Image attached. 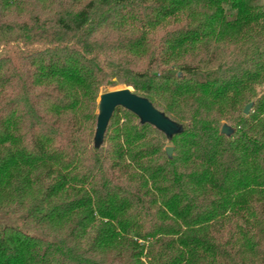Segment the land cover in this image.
I'll list each match as a JSON object with an SVG mask.
<instances>
[{
	"label": "trees",
	"instance_id": "16d2710c",
	"mask_svg": "<svg viewBox=\"0 0 264 264\" xmlns=\"http://www.w3.org/2000/svg\"><path fill=\"white\" fill-rule=\"evenodd\" d=\"M0 264H264V3L0 0Z\"/></svg>",
	"mask_w": 264,
	"mask_h": 264
},
{
	"label": "water",
	"instance_id": "95a60500",
	"mask_svg": "<svg viewBox=\"0 0 264 264\" xmlns=\"http://www.w3.org/2000/svg\"><path fill=\"white\" fill-rule=\"evenodd\" d=\"M252 103L246 104L243 114H248ZM117 107L124 108L133 113L141 124L148 123L161 131L167 140H171L174 135L183 131V126L169 117L163 112L156 109L153 104L145 97L135 94L129 87H122L115 90L103 92L98 97L97 116L95 124L94 141L98 147L103 141L104 132L112 113ZM220 133L225 136H231L234 129L227 123H222ZM165 154L171 158L173 147L166 146Z\"/></svg>",
	"mask_w": 264,
	"mask_h": 264
},
{
	"label": "rangeland",
	"instance_id": "374dc122",
	"mask_svg": "<svg viewBox=\"0 0 264 264\" xmlns=\"http://www.w3.org/2000/svg\"><path fill=\"white\" fill-rule=\"evenodd\" d=\"M260 2L261 3H264V0H260ZM122 87H125V86L124 85L117 84V85H113V86H108L105 90L106 91H110V90H115V89H119V88H122ZM128 87L132 90V88L130 86H128ZM106 91H102L101 93L106 92ZM97 103H98V98H97ZM96 114H97V110H96ZM123 120L124 119L122 118L121 121H123Z\"/></svg>",
	"mask_w": 264,
	"mask_h": 264
}]
</instances>
